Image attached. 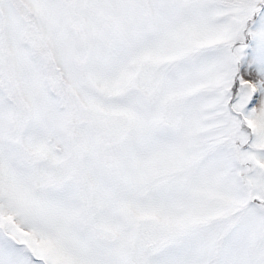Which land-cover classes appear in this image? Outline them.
<instances>
[{
	"label": "snow or ice",
	"instance_id": "1",
	"mask_svg": "<svg viewBox=\"0 0 264 264\" xmlns=\"http://www.w3.org/2000/svg\"><path fill=\"white\" fill-rule=\"evenodd\" d=\"M0 264H264V0H0Z\"/></svg>",
	"mask_w": 264,
	"mask_h": 264
}]
</instances>
